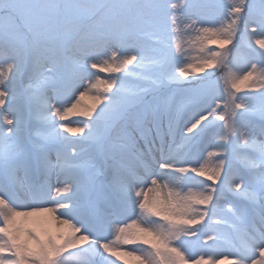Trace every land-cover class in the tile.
Masks as SVG:
<instances>
[{
	"label": "snow or ice",
	"instance_id": "6c2138e0",
	"mask_svg": "<svg viewBox=\"0 0 264 264\" xmlns=\"http://www.w3.org/2000/svg\"><path fill=\"white\" fill-rule=\"evenodd\" d=\"M0 264H264V0H0Z\"/></svg>",
	"mask_w": 264,
	"mask_h": 264
},
{
	"label": "rangeland",
	"instance_id": "374dc122",
	"mask_svg": "<svg viewBox=\"0 0 264 264\" xmlns=\"http://www.w3.org/2000/svg\"><path fill=\"white\" fill-rule=\"evenodd\" d=\"M76 117H73V119H75ZM53 184H55V178L53 177ZM130 250H131V246H130ZM130 259V258H129Z\"/></svg>",
	"mask_w": 264,
	"mask_h": 264
}]
</instances>
